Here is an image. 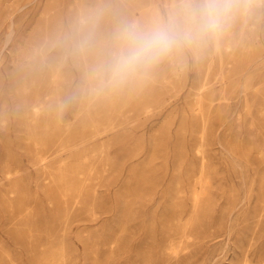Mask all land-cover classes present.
Here are the masks:
<instances>
[{
  "label": "rangeland",
  "instance_id": "374dc122",
  "mask_svg": "<svg viewBox=\"0 0 264 264\" xmlns=\"http://www.w3.org/2000/svg\"><path fill=\"white\" fill-rule=\"evenodd\" d=\"M97 2L0 0V264H264V6L94 95L55 41Z\"/></svg>",
  "mask_w": 264,
  "mask_h": 264
},
{
  "label": "clouds",
  "instance_id": "9594fccd",
  "mask_svg": "<svg viewBox=\"0 0 264 264\" xmlns=\"http://www.w3.org/2000/svg\"><path fill=\"white\" fill-rule=\"evenodd\" d=\"M261 6L264 0H169L163 12L142 20L114 0H98L72 18L55 44L84 63L82 91L100 95L147 79L176 56L200 59ZM74 98L61 101V108Z\"/></svg>",
  "mask_w": 264,
  "mask_h": 264
}]
</instances>
